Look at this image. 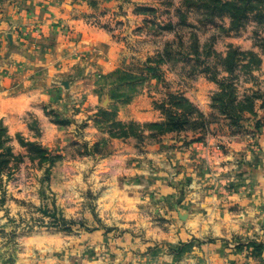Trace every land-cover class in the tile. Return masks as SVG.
<instances>
[{"label":"crops","instance_id":"1","mask_svg":"<svg viewBox=\"0 0 264 264\" xmlns=\"http://www.w3.org/2000/svg\"><path fill=\"white\" fill-rule=\"evenodd\" d=\"M159 1L0 0V123L13 137L28 136L44 145L60 143L54 136L60 132L77 137L80 131L84 140L107 141L109 163H117L116 168L120 164V172L125 167L132 180L130 185L125 175L121 177L127 192L137 194L143 188L161 196L167 208L177 210L164 223L169 231L153 235L164 247L151 252V264H264V245L259 254L251 252L253 247L243 251L235 246L238 239L240 243L264 241V96L258 99L255 112L242 121L244 133H232L224 119V125L208 124L203 134L181 132L156 140L148 134L144 152L139 151L137 137H111L102 124L96 126L99 115L113 108H117L118 122L164 121L155 99L157 94L166 96L168 87L164 91L141 88L127 100L114 82L134 62L126 34L147 29L150 13L141 10L156 11ZM111 18L125 20L127 32L110 27ZM248 49H255L253 42ZM254 73L264 85V65ZM165 74L168 79L180 78ZM182 84L178 90L208 115L218 84L205 74ZM50 109L69 123H53ZM37 119L41 135L32 124ZM169 139L176 143L169 144ZM180 194L185 198L177 206L174 198ZM85 237L98 246L113 242L101 232ZM169 246L177 251H169ZM114 251L130 259L134 256L130 250ZM38 253L44 263L37 261V245L25 246L18 264H59L54 249Z\"/></svg>","mask_w":264,"mask_h":264},{"label":"rangeland","instance_id":"2","mask_svg":"<svg viewBox=\"0 0 264 264\" xmlns=\"http://www.w3.org/2000/svg\"><path fill=\"white\" fill-rule=\"evenodd\" d=\"M247 3L160 0L156 11L141 10L150 13L151 24L139 30L136 39L134 32L126 34L134 62L131 70L120 71L114 82L127 100L141 88L164 91L168 87L166 96L156 95L155 104L164 102V122L180 120L184 128L161 134L166 125L160 128L151 123L126 122L132 125L122 129L116 121L117 108L101 113L96 126L100 128L102 124L105 132H137L141 135L137 138L141 152L145 151L148 134L154 140L167 135L172 138L181 132L203 134L208 124H223L224 119L232 133H244L236 122L230 123L223 110L225 106L235 119L240 115L245 119L250 112L244 110H256L258 99L264 96V85L254 73L264 65V0H252L253 10ZM110 23L114 29L128 30L129 24L123 19L111 18ZM251 42L254 50L248 49ZM165 73L180 78L168 79ZM196 74H205L218 84L211 95L212 110L208 115L183 100L184 95L178 90L183 81L188 85ZM47 112L56 125L69 123L54 109ZM58 120L65 124L57 123ZM32 124L41 135L39 119ZM247 133L250 135L251 131ZM80 134L79 131L77 137H66V132L56 133L60 143L44 145L28 136L13 137L0 123V264H18L22 249L33 245H37V261L42 263L45 261L38 251L51 248L57 253L59 264H151V252L164 247L161 240H153V235L163 229L169 231L164 223L173 219L177 210L167 208V201L143 188L137 194L127 192L121 177L125 175L130 185L132 180L130 183L125 167L120 172V164L116 168L117 163H109L112 156L107 141L90 142ZM171 141V145L176 143ZM184 198L180 194L174 204L179 206ZM97 232L111 237L113 242L103 241L98 246L85 237L86 233ZM238 240L235 246L243 251L252 248V242L263 241ZM115 249L130 250L134 256H120ZM168 249L177 251L176 246Z\"/></svg>","mask_w":264,"mask_h":264},{"label":"trees","instance_id":"3","mask_svg":"<svg viewBox=\"0 0 264 264\" xmlns=\"http://www.w3.org/2000/svg\"><path fill=\"white\" fill-rule=\"evenodd\" d=\"M246 2H248L246 4L247 7L250 8L251 10H253V6L251 4L252 0H246ZM243 16H245V15H243ZM261 17H263V16H261ZM219 84L222 86V84L220 82H219ZM181 97H182L183 100H187L189 102V99L188 98H185V96H181ZM189 103H191V102H189ZM192 106H193V104H192ZM157 107L159 109H161L162 113H165V110H167L166 107H165L164 102L158 104ZM193 107H195V106H193ZM226 109L227 108L224 106L223 112L226 114V116L228 117V119H230V123L233 125L234 122H236L237 123L236 126H237L238 130H240V129L241 130H244L243 129L244 128V125L242 124V121L244 120V116L240 115L239 117H237L235 119L234 118V114L228 113V111ZM106 112L107 111H103L102 114L104 115V114H106ZM244 112L254 113L255 112V108L248 109L246 111L244 110ZM57 123H60V124L63 123V124H65V122L64 121H61V120L60 121L58 120ZM117 123L119 124L120 127H122V129H125V127L128 126V125H132V123L131 124H126V123H122V122H118V121H117ZM133 124H137V123L133 122ZM151 124H153L155 126H158L160 128H162V127H164L166 125V128L167 129H165V131L163 130L161 132V134H163L165 132L167 133L168 131L183 130V128H184V127L181 126L182 124H181V121L180 120H176L175 122L173 121V122H169V123L163 121V122H156V123H151ZM234 132H237V131H234ZM110 135H111V137H117V138H127V137H130V136H135L137 138L138 137H141V135H139L137 132L126 131V130L121 131L120 133H117V132H114V131L111 130L110 131ZM251 245L253 246L252 253L253 254H259L261 252L262 248H263L264 241L259 242V243L258 242H252ZM238 247H240V246H238Z\"/></svg>","mask_w":264,"mask_h":264},{"label":"clouds","instance_id":"4","mask_svg":"<svg viewBox=\"0 0 264 264\" xmlns=\"http://www.w3.org/2000/svg\"><path fill=\"white\" fill-rule=\"evenodd\" d=\"M257 211H259V209H257ZM249 213H250L251 215H255V213H253L251 209H249ZM261 215H264V212H262ZM250 234H251V233H249V235H250Z\"/></svg>","mask_w":264,"mask_h":264}]
</instances>
